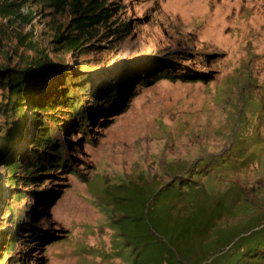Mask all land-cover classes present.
<instances>
[{"label": "rangeland", "instance_id": "rangeland-1", "mask_svg": "<svg viewBox=\"0 0 264 264\" xmlns=\"http://www.w3.org/2000/svg\"><path fill=\"white\" fill-rule=\"evenodd\" d=\"M65 2L0 0V66L35 55L23 42L44 51L33 100L53 108L26 104L0 153V264H147L116 215L130 192L176 182L182 212L228 208L210 218L224 239L202 246L206 260L179 264H217L228 250L235 264H264V0H95L108 15L83 35ZM59 34L80 47L62 49ZM42 121L55 146L38 150ZM12 122L0 115V147ZM11 156L21 178L10 186Z\"/></svg>", "mask_w": 264, "mask_h": 264}, {"label": "trees", "instance_id": "trees-1", "mask_svg": "<svg viewBox=\"0 0 264 264\" xmlns=\"http://www.w3.org/2000/svg\"><path fill=\"white\" fill-rule=\"evenodd\" d=\"M48 1L56 10H63V6L66 4L65 0ZM85 1V6L80 4L78 0H73L69 5L70 14L73 17L72 27L81 35L87 34V28L99 23L100 19L106 18L108 15L100 3L98 4L95 0ZM7 6L10 7L11 5ZM4 12L7 13L8 11L5 10ZM20 38L19 36L18 39L21 40ZM80 39L63 34L54 36V42L57 45L70 51L80 47ZM21 46L28 52L33 51L35 55L25 58L23 63H18L14 67L0 66V90L3 91L1 93L3 99L5 98L7 101L6 104V101H0V115L5 118L12 116L14 119L12 125L15 126L12 132L3 134V146L0 147V153L4 149L10 150V143L14 142L17 135H21L19 132L23 129V107L26 104H30L42 113L53 109L52 106L47 107L33 100L38 92L36 79L46 73L49 67L44 51L37 50L33 45L25 42L21 43ZM4 91H6L7 97L4 95ZM59 96L62 105L70 108L72 112H76L79 107L76 95L71 96V93L64 92ZM78 113L82 114L80 109ZM47 118L52 124L57 122L55 116ZM50 129L51 126L45 124L44 121H42V127L36 129V136L33 137L32 143L38 147V150L55 146V140L52 139L53 134ZM1 132L2 129H0ZM56 154L61 156V151L56 150ZM11 157H7L3 161L7 170V182L10 186L16 185L18 179L21 178L16 176L17 159L15 156ZM35 163L38 167L43 166L39 161ZM66 167L68 168V166ZM178 187L179 182H176L156 192H151L149 189L130 192L129 196L125 198L128 203L121 205L118 210L114 222L115 230L126 241V248L131 247L132 252L141 249V253L145 254L146 260H148L147 264H179L178 259L188 258L196 254L202 255L203 245L224 239L214 229L210 218L213 215L219 217L222 213L225 215L228 208L220 202H214V204L206 207L192 206L187 212H182L174 199H179L181 196ZM20 198L21 195L18 196V199ZM11 247L12 245H9V248ZM228 252L224 254L226 258L217 264H235L238 261V256ZM202 256L203 262L206 258L204 255Z\"/></svg>", "mask_w": 264, "mask_h": 264}]
</instances>
